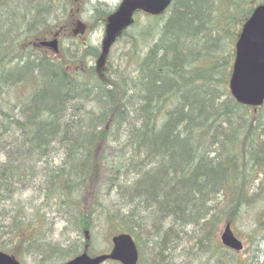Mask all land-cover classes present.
<instances>
[{
	"label": "trees",
	"instance_id": "obj_1",
	"mask_svg": "<svg viewBox=\"0 0 264 264\" xmlns=\"http://www.w3.org/2000/svg\"><path fill=\"white\" fill-rule=\"evenodd\" d=\"M57 1L0 2V250L58 264L93 255L85 232L103 226L134 237L138 264H237L216 235L262 203L264 240V103H237L228 82L264 0H172L128 76H68L26 49L32 30L62 26Z\"/></svg>",
	"mask_w": 264,
	"mask_h": 264
},
{
	"label": "rangeland",
	"instance_id": "obj_2",
	"mask_svg": "<svg viewBox=\"0 0 264 264\" xmlns=\"http://www.w3.org/2000/svg\"><path fill=\"white\" fill-rule=\"evenodd\" d=\"M120 1L121 0H58L56 2V5L58 8L60 7L61 10L58 9L60 13H57L56 16L53 15L51 20H58L56 26L62 25L59 28L62 30L59 38L61 53L51 57L59 60L62 64L61 66L68 70L72 76L80 72L87 75L91 68L97 70L99 76H128L129 72H132L133 67L137 65L139 60L138 53H141L143 50L141 36L146 34L151 28V24H156L157 19L153 20L151 16L145 15L143 12L135 13L132 17L131 24L115 34L112 40L104 45V43L109 40L110 33L108 32L107 14L102 16L103 11L101 10H105L106 13L109 14L115 10ZM75 20L85 24L86 27L82 33L77 32L74 34L71 31V29L76 28L75 25H72V21ZM47 31L46 26L37 32L32 30L31 36L24 37L21 42L23 44L34 38L33 41L41 40L43 36L47 35ZM150 37H152V34L149 35V38ZM133 41L136 47L132 45ZM103 47L107 48L105 53L103 52ZM21 48L24 50L25 46L21 45ZM26 49H32L40 53L38 50H35V48H31V46H27ZM13 52L16 53L17 50ZM95 52L96 56H90V53ZM4 58L5 61L7 57ZM55 62L57 64L59 63L57 61ZM68 63H72V65ZM29 76H37V74L31 73ZM16 91L21 97L27 94L25 89L22 88ZM21 199L25 200L26 194H23ZM261 204L262 203L257 204L254 208L249 209L242 215L237 220L236 226L233 222L230 223L234 233L244 244V249L234 254V262H237V264H258L263 261L264 240L260 239L259 236L254 237V234L258 232H251L253 224L256 225L257 220L262 216L263 210ZM41 209L45 210L46 208L44 207ZM62 224L63 223L58 220L54 234L55 239H60V233L64 232V230H61ZM224 225L225 223L222 224L216 235V239L219 243H221L220 233ZM69 232L73 231L69 229ZM115 233L117 232H113V227L109 228L103 226H97L94 232H89L88 238L90 237V240H92L90 246L92 253L109 252L111 248L110 238ZM70 236L72 241L78 243L84 240V235L71 233ZM2 244L6 246L8 242L4 239ZM255 246L258 248L257 252L253 251ZM10 247L13 252L17 253V258L23 264H36L31 257L22 253L21 247H17V245L14 244L10 245ZM223 248L226 247L223 246ZM252 255H254V257L258 255V259L252 258ZM103 264L115 263L106 261Z\"/></svg>",
	"mask_w": 264,
	"mask_h": 264
},
{
	"label": "water",
	"instance_id": "obj_3",
	"mask_svg": "<svg viewBox=\"0 0 264 264\" xmlns=\"http://www.w3.org/2000/svg\"><path fill=\"white\" fill-rule=\"evenodd\" d=\"M172 0H122L117 9L108 17L109 43L115 34L132 22L135 11L149 15L164 12ZM57 50V40L41 41ZM107 48L103 47V52ZM229 91L236 102L242 105L260 106L264 103V4L255 6L243 23L235 42V55L229 78ZM221 242L235 251L243 248L242 241L234 234L229 223L220 233ZM109 253L90 256L86 251L61 264H101L107 259L121 264H137L139 253L133 237L129 233L112 236ZM0 264H21L12 255L0 251Z\"/></svg>",
	"mask_w": 264,
	"mask_h": 264
},
{
	"label": "flooded vegetation",
	"instance_id": "obj_4",
	"mask_svg": "<svg viewBox=\"0 0 264 264\" xmlns=\"http://www.w3.org/2000/svg\"><path fill=\"white\" fill-rule=\"evenodd\" d=\"M72 25H75L76 26V28L71 29V31L74 34H76L77 32L82 33L83 30L86 27L85 24L80 23L78 20L72 21ZM61 31L62 30L58 29L55 34H51V33L50 34H47V35L43 36L41 40H37V41H34L33 42V45L35 46L36 50H38L44 56L52 59L54 62L57 59H55V58L53 59L51 56H57V54L59 55L61 53V51H60V41H59ZM54 38L57 39V50H54L49 45H41L40 44V41L50 40V39H54ZM59 64L62 65L61 63H59ZM68 64H71L72 65V63H68ZM65 67L68 68L67 66H65ZM66 72L68 73V76H72V74H70L68 72V70H66ZM6 76H11V75H6Z\"/></svg>",
	"mask_w": 264,
	"mask_h": 264
},
{
	"label": "bare ground",
	"instance_id": "obj_5",
	"mask_svg": "<svg viewBox=\"0 0 264 264\" xmlns=\"http://www.w3.org/2000/svg\"><path fill=\"white\" fill-rule=\"evenodd\" d=\"M133 94H134V93H133ZM133 97H134V98H137V96H136V95H134Z\"/></svg>",
	"mask_w": 264,
	"mask_h": 264
}]
</instances>
